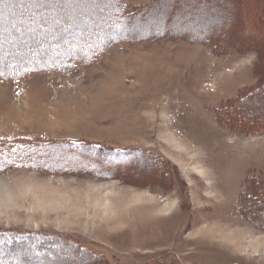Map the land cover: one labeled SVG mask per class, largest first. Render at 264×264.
<instances>
[{"label":"rangeland","instance_id":"rangeland-1","mask_svg":"<svg viewBox=\"0 0 264 264\" xmlns=\"http://www.w3.org/2000/svg\"><path fill=\"white\" fill-rule=\"evenodd\" d=\"M40 1L0 0L2 66L62 61L117 20V0ZM126 3L137 37L0 77V142L46 143L0 163V232L60 240L0 264H264V3Z\"/></svg>","mask_w":264,"mask_h":264},{"label":"trees","instance_id":"trees-1","mask_svg":"<svg viewBox=\"0 0 264 264\" xmlns=\"http://www.w3.org/2000/svg\"><path fill=\"white\" fill-rule=\"evenodd\" d=\"M9 0H7L6 3H8ZM127 0H117L116 1V12H115V17L117 20L114 21L113 24L107 23V27L105 26V31L104 34H102L103 38L101 40V42H99L96 46H93L94 44H92L91 46L86 45L85 49L83 50H73L72 53H70L69 55H67L65 57V59H63L62 61H57L56 59H53L52 61H50L49 63H39V64H32L30 66L27 65H23V63H18L15 66L16 67H11L8 68L7 66H2V64H0V77H7V78H20L22 76H25L26 74L30 73V72H34L36 70H40L42 68H62L66 65V63H68V61H79V63H90L92 60H94L100 50L102 49V47L104 45H106L108 43V41L110 42H121L124 41L128 38H132L134 36L137 37V35L135 33H133L134 31H132V29L135 27V25H133L131 22V20L133 18H135V16H140L141 12L143 11L142 8L139 7H135V9H129L128 4L126 3ZM254 1L257 3L258 0H250V9L254 10L253 7V3ZM260 2L264 3V0H259ZM42 5L45 4L44 0L40 1ZM253 2V3H252ZM4 3V4H6ZM255 4V3H254ZM256 5V4H255ZM27 15L29 14V12L27 11L26 13ZM134 16V17H133ZM108 18H106V20L109 22V18H111L110 16H107ZM250 22H252V24L254 25L255 21L253 20V17L250 16ZM78 22V21H77ZM30 23H34L33 21H29L27 22V24ZM79 23V22H78ZM257 24L259 22H256ZM255 23V24H256ZM114 26L120 27L119 30H115ZM255 27V26H254ZM136 28V27H135ZM137 29V28H136ZM135 29V30H136ZM232 33H234L232 31ZM149 33H145V36H147ZM261 37L264 36V34L260 35ZM92 35L89 33H86L83 35H80L81 40H87L88 42H91L92 40ZM206 39H210L209 37H206ZM260 41V40H259ZM86 44V43H85ZM227 45V43L225 44ZM67 144L72 143L73 147H80L81 148V142H79L78 140L76 141H68L66 142ZM46 143H42V144H37V143H24L23 141H3L0 142V163H10L12 161H18L21 159V157L24 158H28V160H32V158H36L34 156H32L31 154H29V152L31 153L32 148L35 151H38L39 149H41ZM39 235H43L42 233H32V232H19L17 234H13L11 235L8 232H0V239H3L5 236V239L8 241L6 242V244H4V240L0 241V250H2L3 248H5V245H9L11 246H21V244H23L24 242H26L27 244H33V247L36 250H44L45 252L49 251V247L46 248V246H41L43 243H45L44 245H51L52 243L56 245V243H60L58 235L55 237H53V234H45L44 236H39ZM34 238H39L38 239V245H34ZM49 243V244H48ZM67 244L69 246H72L73 243L72 241L68 240ZM66 245V246H60V247H56L58 248L57 252H69L70 251V247ZM79 249L82 252H85L87 249L78 244ZM38 247V248H37ZM56 248H52V249H56ZM61 250V251H60ZM75 254V253H74ZM77 259V258H76ZM10 263V262H9ZM9 263H5V264H9Z\"/></svg>","mask_w":264,"mask_h":264},{"label":"bare ground","instance_id":"bare-ground-1","mask_svg":"<svg viewBox=\"0 0 264 264\" xmlns=\"http://www.w3.org/2000/svg\"><path fill=\"white\" fill-rule=\"evenodd\" d=\"M200 166H201V165H200ZM200 166H199V167H200ZM196 167H197V166H196ZM203 167H204V166H203ZM197 168H198V167H197ZM198 169H199V168H198ZM197 172H198V171H197ZM207 172H208V171H207ZM203 173H204V172H203ZM169 208H170V205L167 204L166 207H165V210H168Z\"/></svg>","mask_w":264,"mask_h":264}]
</instances>
